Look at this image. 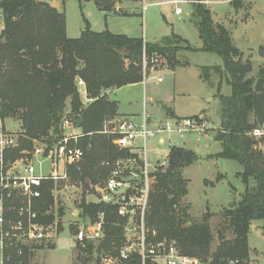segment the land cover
<instances>
[{
  "label": "trees",
  "instance_id": "trees-1",
  "mask_svg": "<svg viewBox=\"0 0 264 264\" xmlns=\"http://www.w3.org/2000/svg\"><path fill=\"white\" fill-rule=\"evenodd\" d=\"M90 1L103 12L115 13L116 4L141 0ZM230 4L236 10L245 6L244 0H231ZM0 7L5 17L0 43L3 97L0 116L4 122L16 120L21 124L18 146L6 151L7 161L31 157L37 142L53 146L64 135L66 120L75 125L79 121L83 137L77 146L85 151V156L78 166H69L70 180L85 189L103 184L111 173L106 163L136 157L130 149H118L112 136L100 133L108 119L118 116V102L110 98L109 92L143 82L144 47L148 55L162 54L170 69L181 65V51L196 50L174 33L150 43L108 29L95 32L84 15L86 28L79 38L72 39L67 36L65 13L42 0H0ZM192 7V19L203 44L200 51L216 54L223 61L222 66L201 67L200 75L210 88L215 87L214 76L220 79L216 89L220 128L215 139L222 151L213 158L239 163L245 189L241 200L223 212L217 231L219 244L213 248L215 237L210 224L213 214L207 211L197 220L191 215V206L184 202L189 187L184 171L197 161V155L172 146L168 165L150 176L146 223L157 233L155 240L176 241L185 255L211 259L215 264L230 258L249 260L252 224L264 222V137L250 136L253 130L264 129V65L251 76L253 62L242 60L231 32L214 22L212 12L204 4L195 3ZM79 80L85 83L88 104L82 100ZM223 84L231 88L229 95L222 94ZM206 184L214 186L209 181ZM54 188L53 181L43 183L42 195L33 204L36 223L52 226L65 215L63 207L55 211ZM79 209V218L84 222L94 224L103 220L104 237L89 243L85 251L76 247L78 259L88 264L90 258L99 262L102 252L117 255L127 241L128 218L119 215L117 206L89 203L86 196ZM7 216L17 219L15 211ZM58 227L63 230L60 221ZM70 229L75 235L77 228ZM51 247L49 242L14 243L7 246L2 257L4 264H30L37 250ZM126 264H140V259L134 255Z\"/></svg>",
  "mask_w": 264,
  "mask_h": 264
},
{
  "label": "rangeland",
  "instance_id": "rangeland-1",
  "mask_svg": "<svg viewBox=\"0 0 264 264\" xmlns=\"http://www.w3.org/2000/svg\"><path fill=\"white\" fill-rule=\"evenodd\" d=\"M44 1L53 3L65 13L68 34L72 39L79 38L86 28L84 15L95 32L108 29L114 34L145 38L150 43L160 42L174 33L196 50L181 51L179 54L181 65L175 69H166L165 65H161L159 73L149 77L145 85L135 84L136 86L124 88L118 93L114 92L110 97L119 103L118 113L122 117L135 116L140 119L146 112L154 122L164 121L167 119V108H177L181 117L200 115L208 122L210 128L204 135L191 133L181 137L165 134L163 138L169 140L171 137V142H167L163 147L157 145V138L150 140L148 159L150 163L155 164L158 161H166L171 146H182L195 152L197 161L184 171L185 178L189 180L187 199L193 204L185 200L184 202L191 206V215L197 220L207 211L213 214L210 224L215 237L213 243L215 248L219 244L217 231L223 220V212L231 204L241 200L245 186L240 178L243 168L239 163L211 158L222 151L221 144L215 139V134L220 128L219 123H215L220 114L216 91L220 79L217 75L214 76L215 87L210 88L200 75L201 67L222 66L223 61L216 54L200 51L203 44L192 19V5H181L184 13L179 16L175 14L176 8L168 4L151 5L143 15L141 2L118 3L114 13L101 11L90 0L82 3L77 0ZM146 1L153 4L165 0ZM206 1L208 0L199 3ZM244 2L245 6L240 10L234 9L229 3L202 4L210 9L214 22L225 26L231 32L236 47L242 53V60H252L254 66L251 76H254L264 65L262 63L264 58L260 56L261 48L264 49V0H244ZM183 63L188 65H182ZM158 77L163 78V82L159 83ZM230 92L231 88L223 84L222 94L229 95ZM80 94L85 102L83 88H80ZM105 126L110 125L106 122ZM5 127L7 132L17 136L21 132V124L16 120H7ZM67 131L73 132L70 128H67ZM219 176L223 179L219 180ZM206 181L215 185H207ZM83 196H86L89 202L96 201V197L98 199L100 197L93 186L85 189L81 184L73 183L71 180L57 183L54 192L55 211L60 207L64 208L65 215L57 220L61 222L63 231L57 236L56 241V236L49 241L50 244L55 242L54 249L36 252L39 264H79L78 251L70 228L80 227L81 221L76 216V212L80 211L79 205ZM249 250L248 261L251 264H264V222L262 221H255L252 224ZM0 264H2L1 243ZM88 264H100V262L96 258H90Z\"/></svg>",
  "mask_w": 264,
  "mask_h": 264
},
{
  "label": "built area",
  "instance_id": "built-area-1",
  "mask_svg": "<svg viewBox=\"0 0 264 264\" xmlns=\"http://www.w3.org/2000/svg\"><path fill=\"white\" fill-rule=\"evenodd\" d=\"M143 15L151 5H173L176 15L184 13L181 5L199 3L196 0H165L149 4L141 0ZM201 3V2H200ZM207 3V2H202ZM5 30V17L0 7V43ZM144 42L146 40L144 39ZM161 65L168 69L166 58L160 53L148 55L144 47L142 57L143 83L152 75L158 74ZM155 78V76L153 77ZM157 81L163 82L158 77ZM79 87L85 88L82 80L78 81ZM3 103L2 78L0 76V108ZM106 122L110 125L105 126ZM104 124L103 135L112 136L113 143L119 149L135 148V143L140 140V153L136 157L118 160L116 163H106L111 167L108 180L99 187L100 202L117 206L120 216L128 218L126 226V244L121 247L117 255L102 252L99 255L100 264H126L134 255L140 259V264H215L213 260H204L183 254L176 241H157L156 232L150 230L146 223V214L149 204L150 176L158 168L166 167L168 161L158 162L152 167L148 161L150 140L168 135L183 136L185 134L204 135L209 131L208 122L203 116L187 118H168L164 121L154 122L146 112L140 121L135 118H110ZM75 124L66 120L64 135L54 143L47 146L38 143L31 157L9 162L6 151L17 148L19 135L7 132L5 122L0 116V243L2 252L8 245H32L49 242L58 232L57 224L45 226L34 221L36 213L33 208L34 201L41 197V188L46 181L54 183L68 181V167L78 166L84 159L85 151L77 144L83 134L74 130ZM109 129H108V128ZM67 128L73 130L68 132ZM256 139L264 137V129L258 128L250 133ZM135 155V154H134ZM50 163L49 172L44 173V163ZM139 162H142L139 164ZM19 200V204H14ZM11 211L17 213V219L9 218ZM104 237L103 220L92 224L88 223L79 227L75 234V244L78 250L85 251L89 243L97 242ZM2 264L4 260L2 257ZM221 264H251L248 260L230 258Z\"/></svg>",
  "mask_w": 264,
  "mask_h": 264
},
{
  "label": "crops",
  "instance_id": "crops-1",
  "mask_svg": "<svg viewBox=\"0 0 264 264\" xmlns=\"http://www.w3.org/2000/svg\"><path fill=\"white\" fill-rule=\"evenodd\" d=\"M42 1H44V0H42ZM56 1H60V0H56ZM230 1L231 0H218V1H212V0H208V1H206L207 3H229L230 4ZM44 2H48L49 4H51L53 7H55V8H57L58 10H59V8L58 7H56L53 3H51V2H49V1H44ZM130 2V1H129ZM60 11V10H59ZM215 23H217V22H215ZM67 36L70 38V35L68 34V29H67ZM130 37V36H129ZM232 37H233V35H232ZM137 38V37H136ZM143 39H145V38H143ZM234 40V39H233ZM147 42V41H146ZM235 43V42H234ZM264 58V57H263ZM262 63H264V61L262 62ZM187 65H188V63H187ZM259 65H261V64H259ZM263 65V64H262ZM170 69V68H169ZM143 83V82H142ZM144 84V83H143ZM136 85H141V83H139V84H136ZM135 84L134 85H129V86H126V87H123V88H121V89H118V90H114V91H110L109 92V96H111L114 92H119V91H121L122 89H124V88H129V87H133V86H136ZM145 85V84H144ZM80 88H83V87H80ZM84 89V93H85V96H86V91H85V88H83ZM215 94H213V96H214ZM215 97V96H214ZM111 98V97H110ZM85 99H86V101L84 102L85 104H88L89 103V100L87 99V96L85 97ZM114 100V99H113ZM151 101H152V99H150ZM210 101H212V99H210ZM118 110H119V103H118ZM204 113V112H203ZM166 118L168 119V118H187V117H181L179 114H178V110H177V108H167V114H166ZM118 118H121V119H123V118H135L137 121H140L141 120V118H142V116L140 117V119L138 118V117H135V116H131V117H122V116H120L119 115V113H118V116H117ZM190 117H195V116H190ZM116 118V117H115ZM151 119H152V117H151ZM7 122V121H6ZM215 123H219V125H220V117L218 118V120H216V122ZM74 130L76 131V132H80V133H82V131H81V129L79 128V129H77V127H76V125L74 126ZM21 131V130H20ZM182 137V136H181ZM155 139V138H154ZM167 142H171V137L169 138V140H166L165 138H163V136H160V137H157V145L159 146V147H163ZM141 141L140 140H137L136 141V143H135V148H132V149H130L131 150V152H132V154H135V155H139V153H140V150H139V147L141 146ZM37 144H38V142L35 144V146H37ZM115 145V144H114ZM172 147V146H171ZM170 147V148H171ZM178 147H182V146H178ZM170 148H169V150H170ZM183 148H185V147H183ZM118 149H119V147H118ZM185 149H187V148H185ZM189 150V149H188ZM192 151V150H191ZM156 152V151H155ZM168 154H169V152H168ZM219 154V153H218ZM214 156H216V155H214ZM214 156H211V158H213ZM148 161H149V159H148ZM167 161H168V156H167ZM158 162H160V161H158ZM157 162V163H158ZM150 163V162H149ZM157 163L155 164V163H150V166H152V167H155V166H157ZM69 168V167H68ZM49 170H50V163L49 162H45L44 163V168H43V172L44 173H46V172H49ZM69 172V171H68ZM69 174V173H68ZM111 174V173H110ZM68 181H70V176H69V180ZM67 181V182H68ZM189 181V180H188ZM105 183V182H104ZM103 183V184H104ZM210 183H212V182H210ZM103 184H97V185H95V186H93V185H91V186H93L94 188H95V190L97 191V193H98V196H99V192H98V189H99V187L100 186H102ZM56 183H54V186H55V188H54V190H53V195H54V192H55V190H56ZM215 185V184H214ZM188 194H189V189H188ZM188 196V195H187ZM55 198V197H54ZM97 198V200L96 201H91V203H98V202H100V199H98V197H96ZM87 200V199H86ZM185 201L186 202H188V203H191V201H189L188 199H187V197L185 198ZM87 202H89V201H87ZM90 203V202H89ZM11 204V203H10ZM19 204V200H17V201H15L14 202V204H12V206H16V205H18ZM191 204H193V203H191ZM79 215H80V211H77L76 212V216L78 217V219L81 221V224H80V227H82L81 225H85V224H88V221L87 222H84V221H82L80 218H79ZM56 224H57V226H58V222H55ZM71 230V229H70ZM78 230V229H77ZM63 231V230H62ZM62 231H59V227H58V233L54 236L55 237V241H56V238H57V236L62 232ZM73 234V236H74V238H75V235H74V233H72ZM53 237V238H54ZM52 238V239H53ZM51 239V240H52ZM52 245V247L51 248H44V249H41V250H37L36 252H40V251H43V250H46V249H54L55 248V242L54 243H52L51 244ZM36 252H35V254H34V257L32 258V260H31V262H30V264H39L38 263V261H37V256H38V253H37V255H36ZM33 259H35V261L33 260ZM77 260L78 261H80L79 262V264H85V263H83L81 260H79L78 259V255H77Z\"/></svg>",
  "mask_w": 264,
  "mask_h": 264
},
{
  "label": "water",
  "instance_id": "water-1",
  "mask_svg": "<svg viewBox=\"0 0 264 264\" xmlns=\"http://www.w3.org/2000/svg\"><path fill=\"white\" fill-rule=\"evenodd\" d=\"M260 56H262V57H264V49L263 48H261V50H260ZM76 127H77V129H79V128H81V122H76Z\"/></svg>",
  "mask_w": 264,
  "mask_h": 264
}]
</instances>
